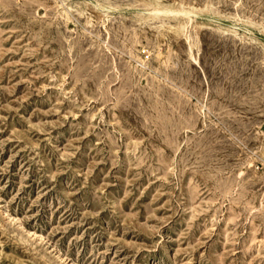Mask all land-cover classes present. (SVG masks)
Listing matches in <instances>:
<instances>
[{
  "label": "rangeland",
  "instance_id": "374dc122",
  "mask_svg": "<svg viewBox=\"0 0 264 264\" xmlns=\"http://www.w3.org/2000/svg\"><path fill=\"white\" fill-rule=\"evenodd\" d=\"M0 264H264V0H0Z\"/></svg>",
  "mask_w": 264,
  "mask_h": 264
},
{
  "label": "bare ground",
  "instance_id": "6f19581e",
  "mask_svg": "<svg viewBox=\"0 0 264 264\" xmlns=\"http://www.w3.org/2000/svg\"><path fill=\"white\" fill-rule=\"evenodd\" d=\"M153 11L158 15L159 19H162V21H169L171 23L173 20L179 18L182 15L186 16V24H192L195 22L192 17L186 13L185 11H178V10H165L163 8H154ZM183 29H186L187 26H183ZM188 35V34H187Z\"/></svg>",
  "mask_w": 264,
  "mask_h": 264
}]
</instances>
